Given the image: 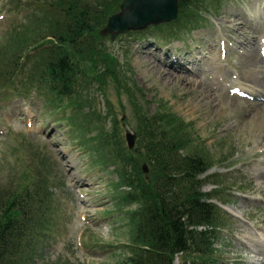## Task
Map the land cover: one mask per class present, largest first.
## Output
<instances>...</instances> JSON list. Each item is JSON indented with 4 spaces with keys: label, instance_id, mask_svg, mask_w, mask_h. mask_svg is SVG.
Wrapping results in <instances>:
<instances>
[{
    "label": "rangeland",
    "instance_id": "rangeland-1",
    "mask_svg": "<svg viewBox=\"0 0 264 264\" xmlns=\"http://www.w3.org/2000/svg\"><path fill=\"white\" fill-rule=\"evenodd\" d=\"M38 1L0 0V57L10 36L35 15ZM200 14L198 23L190 21L172 37L155 36L152 31L177 19L130 30L115 39L104 36L100 42L120 60L123 76L146 112H158L161 104L176 112L190 124L193 138H200V150L215 156V166L200 178L204 192H211L214 182L225 191L214 201L228 219L216 241L218 257L221 264H251L260 256L249 247L264 252V180L258 177L264 173V122L260 124L248 105L260 96L240 78L245 68L239 61L238 42L245 40L240 31L245 29L252 36L249 45L259 43L263 56L264 0H222L219 8L203 7ZM159 67L188 76L193 83L166 77ZM22 77L16 82L20 87ZM97 87L92 82L85 91L97 112L109 117L95 116L91 127L101 121L111 130L116 119L126 148L128 131L137 134L139 147L138 121L126 87L117 88L111 81L104 94ZM240 89L245 92L239 94ZM72 112L66 104L59 109L47 105L38 89L22 93L10 86L0 89V188L27 183L36 163L52 174L55 226L41 242L36 264H117L130 254L124 247L130 240L124 212L137 205L118 211L113 196L118 174L113 166L100 164V154L84 145ZM87 132L85 137L95 135ZM143 164L150 172L148 162Z\"/></svg>",
    "mask_w": 264,
    "mask_h": 264
},
{
    "label": "trees",
    "instance_id": "trees-1",
    "mask_svg": "<svg viewBox=\"0 0 264 264\" xmlns=\"http://www.w3.org/2000/svg\"><path fill=\"white\" fill-rule=\"evenodd\" d=\"M123 1L36 2L35 15L10 36L0 57V89L10 86L21 93L38 89L53 109L68 105L84 145L100 154V164L114 167L118 211L137 205L124 212L130 227V240L124 247L130 254L117 264H221L216 241L228 219L214 201L225 191L214 182L213 190L204 192L200 178L215 166V156L200 150V138H193L190 124L176 112L162 104L158 112H146L124 78L120 60L98 48L104 39L100 31ZM205 1L179 0L177 20L154 27L152 34L172 37L190 21L198 23L203 7L219 8L222 3ZM27 63L30 68L23 73ZM20 74L24 75L21 87L16 83ZM111 81L117 88L126 87L138 121L140 152L126 148L116 119L111 130L101 121L91 127L94 117L101 120L103 115L94 108L86 86L94 82L97 92L104 94ZM91 130L95 135L85 137ZM144 161L150 166L148 177ZM34 168L27 183L12 182L0 188V264H36L40 244L55 226L52 174L41 163Z\"/></svg>",
    "mask_w": 264,
    "mask_h": 264
},
{
    "label": "water",
    "instance_id": "water-1",
    "mask_svg": "<svg viewBox=\"0 0 264 264\" xmlns=\"http://www.w3.org/2000/svg\"><path fill=\"white\" fill-rule=\"evenodd\" d=\"M179 0H124L120 11L110 16L107 25L100 31L102 36H111L115 39L117 35L130 30H143L150 25L171 22L177 19L179 11ZM98 48L104 50V45L99 42ZM126 141L130 149L140 148L136 146L137 134L128 131ZM143 171L148 176L149 168L143 164Z\"/></svg>",
    "mask_w": 264,
    "mask_h": 264
},
{
    "label": "bare ground",
    "instance_id": "bare-ground-1",
    "mask_svg": "<svg viewBox=\"0 0 264 264\" xmlns=\"http://www.w3.org/2000/svg\"><path fill=\"white\" fill-rule=\"evenodd\" d=\"M254 29V28H253ZM243 34L242 36L245 37L244 41H239L238 44L240 48H242L241 51H239V61L244 63V71L241 75V79L247 81L252 88H254V91L257 92V95L260 96L258 97L257 100L251 101L248 103L249 107L252 108V111L254 112L255 116H258L260 120V124L264 122V51H263V56L261 55V46L259 43L254 46H250L248 42H250L251 37L249 32H244L240 30ZM250 31V30H249ZM148 59V57H146ZM145 58V59H146ZM154 66L156 64L154 62H150ZM160 71L167 75L166 77H171L174 76L175 79L183 80L184 82L187 83H193L192 79L189 78L188 76L183 75H175L170 72H165L159 67ZM186 77V78H185ZM198 86L203 87L202 85L198 84ZM205 91V89H204ZM205 93H207L205 91ZM251 94H256V93H251ZM208 95V93H207ZM234 96V95H232ZM231 95L229 98L234 99ZM235 97V96H234ZM256 97V96H255ZM236 100H238V97H236ZM264 134V131H263ZM258 177L262 180H264V173L260 172L258 173ZM251 252H254L258 256H264V252H258L252 247H249ZM251 254V253H250ZM253 255V259H254ZM257 258L256 260H250L251 264H264V259L262 260L261 258Z\"/></svg>",
    "mask_w": 264,
    "mask_h": 264
}]
</instances>
